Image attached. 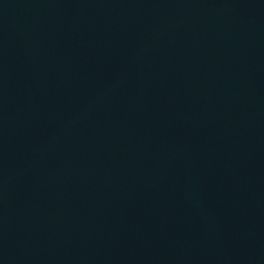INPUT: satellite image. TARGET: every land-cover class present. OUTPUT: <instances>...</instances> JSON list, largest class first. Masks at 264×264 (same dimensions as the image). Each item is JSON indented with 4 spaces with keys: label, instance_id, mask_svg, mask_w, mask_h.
Masks as SVG:
<instances>
[{
    "label": "water",
    "instance_id": "1",
    "mask_svg": "<svg viewBox=\"0 0 264 264\" xmlns=\"http://www.w3.org/2000/svg\"><path fill=\"white\" fill-rule=\"evenodd\" d=\"M0 264H264V0H0Z\"/></svg>",
    "mask_w": 264,
    "mask_h": 264
}]
</instances>
